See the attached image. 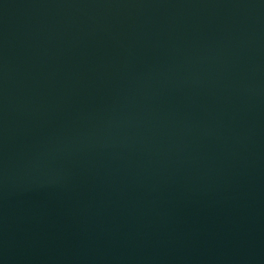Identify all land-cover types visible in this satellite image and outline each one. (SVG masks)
<instances>
[{
	"label": "water",
	"instance_id": "water-1",
	"mask_svg": "<svg viewBox=\"0 0 264 264\" xmlns=\"http://www.w3.org/2000/svg\"><path fill=\"white\" fill-rule=\"evenodd\" d=\"M0 264H264V0H0Z\"/></svg>",
	"mask_w": 264,
	"mask_h": 264
}]
</instances>
